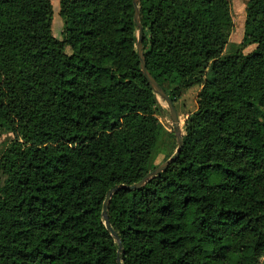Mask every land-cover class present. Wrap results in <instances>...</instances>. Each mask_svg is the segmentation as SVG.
Returning a JSON list of instances; mask_svg holds the SVG:
<instances>
[{"label": "trees", "instance_id": "1", "mask_svg": "<svg viewBox=\"0 0 264 264\" xmlns=\"http://www.w3.org/2000/svg\"><path fill=\"white\" fill-rule=\"evenodd\" d=\"M59 1L62 40L51 0H0V139L23 122L0 158V264H117L119 186L123 264H264V0L233 56L230 0H140L147 71L173 102L200 92L179 158L132 190L177 150L133 0Z\"/></svg>", "mask_w": 264, "mask_h": 264}, {"label": "rangeland", "instance_id": "2", "mask_svg": "<svg viewBox=\"0 0 264 264\" xmlns=\"http://www.w3.org/2000/svg\"><path fill=\"white\" fill-rule=\"evenodd\" d=\"M250 0H230V16H231V29L229 31L227 44L224 47L223 56H233L238 53L247 55L255 50V45L244 44V34H245V23H246V9ZM53 6V22H52V33L58 40L65 38V19L62 18L60 14V1L51 0ZM200 92V87H194L187 91L180 100L174 101L175 107H177L178 114L183 119L181 126L184 129L186 121L190 114L196 111L198 103V94ZM157 105L155 107V115L158 122L165 130L166 134H172V123L170 119V114L166 104L156 97ZM22 124L23 122L16 119L14 130L0 139V158L6 152V150L16 142H22ZM173 147V142L171 140L162 141L161 151H163L160 160L164 159V155L170 152ZM159 165V161L156 162ZM8 180L6 174L0 175V187H4Z\"/></svg>", "mask_w": 264, "mask_h": 264}, {"label": "water", "instance_id": "3", "mask_svg": "<svg viewBox=\"0 0 264 264\" xmlns=\"http://www.w3.org/2000/svg\"><path fill=\"white\" fill-rule=\"evenodd\" d=\"M140 0H133V6H134V22L137 27V43H136V52L137 56L140 62V68L143 76L147 80L149 86L151 87L153 93L156 97H158L160 100H162L169 111L170 119L172 123V134L175 137L176 143H177V150L173 154V156L164 162L161 166L156 168L153 172L149 173L147 176H145L138 184H136L134 187H128V190L132 189H140L143 186H145L147 183H149L152 179L158 177L159 175L165 173L169 166L172 165L180 156L183 147H184V141H183V128L181 127V121L179 118L178 111L175 107V103L171 100L169 95L165 92L163 88H161L158 83L155 81V79L150 75V73L147 71L145 58H144V52H143V27L141 24V16H140ZM125 189L124 186H119L118 188H115L111 191H109L106 195L105 202L103 204V211L102 216L105 220V226L106 228L111 232V235L113 236L116 243L119 245V252L117 257V264H123L120 260L119 253L122 250V243L118 237V235L113 231L111 228L109 217H108V208L110 205L111 198L114 193H116L118 190Z\"/></svg>", "mask_w": 264, "mask_h": 264}, {"label": "bare ground", "instance_id": "4", "mask_svg": "<svg viewBox=\"0 0 264 264\" xmlns=\"http://www.w3.org/2000/svg\"><path fill=\"white\" fill-rule=\"evenodd\" d=\"M182 127V126H181Z\"/></svg>", "mask_w": 264, "mask_h": 264}, {"label": "crops", "instance_id": "5", "mask_svg": "<svg viewBox=\"0 0 264 264\" xmlns=\"http://www.w3.org/2000/svg\"><path fill=\"white\" fill-rule=\"evenodd\" d=\"M62 40V39H61Z\"/></svg>", "mask_w": 264, "mask_h": 264}]
</instances>
